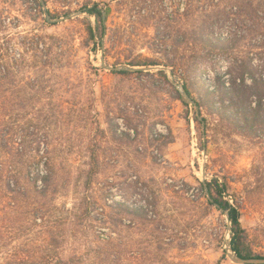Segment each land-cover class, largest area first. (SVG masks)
<instances>
[{
	"label": "rangeland",
	"instance_id": "rangeland-1",
	"mask_svg": "<svg viewBox=\"0 0 264 264\" xmlns=\"http://www.w3.org/2000/svg\"><path fill=\"white\" fill-rule=\"evenodd\" d=\"M39 1L0 0V54H6L0 63L18 69L11 59L24 62L4 88L7 108L13 122L24 107L22 123L42 127L29 139L42 140L39 169L54 178L44 221L20 216L32 213L33 203L10 209L0 224V264H237L225 248L227 215L209 204L205 190L204 181L216 178L229 184L226 199L239 205L248 243L264 256V125L242 129L220 121L211 112L223 91L208 93L219 83L213 69L226 71L249 57L262 64L264 14L256 36L250 33L257 23L247 17L246 24L213 26L241 40L228 54H209L193 32L217 7L237 9L249 0H46L56 19L79 13L61 22L48 21ZM96 3L106 35L95 45L87 26L96 28L97 18L85 7ZM43 43L53 44L48 63ZM103 54L110 65L159 64L114 73L103 68ZM174 57L204 65L166 66ZM185 83L204 95L202 119L183 103L178 85ZM26 167L20 186L40 202Z\"/></svg>",
	"mask_w": 264,
	"mask_h": 264
},
{
	"label": "trees",
	"instance_id": "trees-1",
	"mask_svg": "<svg viewBox=\"0 0 264 264\" xmlns=\"http://www.w3.org/2000/svg\"><path fill=\"white\" fill-rule=\"evenodd\" d=\"M38 3L42 6L40 1ZM99 5V3H96L93 7H85L86 11L90 15L97 18L98 24L96 28L91 23L87 26L90 38L95 45L97 44L96 37L99 36L102 40L106 35L104 10L100 8ZM244 5H239L237 9L235 8V5H225L223 8L217 7L213 14L210 16L208 15L209 18L206 21L203 20L201 27L198 28L197 32H193L192 37L193 42L203 44L202 53H206V51H208V53L211 54L212 52L220 51L223 54H228L236 48V45L241 40V37H239L237 32H230L227 36L218 35L216 31H213V26L223 27L224 24H227L230 21H240V19L242 20L240 22L246 24L244 17H247L257 23L251 27L250 34L253 36L261 34L263 27L260 25V19L263 18L262 14H264V1L257 2L249 0L248 3ZM259 26H261V28ZM199 29H201V33H199ZM185 39L186 37L184 39L176 37L174 42L183 43ZM36 44L39 48L42 43H31V47ZM43 44L45 45L40 49V53L42 56L47 57L44 62L48 63L50 60H53L54 57L52 52L53 44ZM200 57L202 58L203 56L200 55ZM4 58H6V54L1 53L0 59L4 60ZM11 62L12 64L17 65L18 69H13L11 64L4 65L0 63V87L4 90L0 95V99H3L0 100V224L7 220L10 209L16 211L23 206H31L33 203L34 206L32 213L24 212L20 216L27 217L30 215L36 220L41 218L44 221L48 216V210H46V208L49 206V202L45 200L51 192L54 173L48 170L39 169V166L43 161V157L37 161L38 156H40L42 140H40V142L38 139H29L36 136V131L42 127L34 126V129L31 130L30 126L26 127V124L22 123V120L25 117L24 114L26 113L24 107H19L16 120L14 122L12 121L13 113L11 109L7 108L6 103L8 90L4 88L8 84L9 79L15 77L19 73H22V64L24 62L18 59H11ZM156 64L159 63L146 60L132 65ZM165 65L172 66L174 68L192 69L193 67L204 64H202V61L198 59L191 61L190 63H184V57H174L173 59H168V62L165 63ZM263 66L264 61L262 64L256 65L253 62V58L249 57L248 59H242L241 62L236 60L234 65L229 67L226 71L213 69L212 71L216 75L215 79L218 80L219 83L215 91L209 90L208 93L216 95V92L222 90L224 95L220 96V105H216V108L212 110L211 114L213 116H217L220 121L232 123L242 129H247L250 126L253 127L254 124L264 125ZM114 73L118 72L114 71ZM121 73L130 74L132 72L122 71ZM160 73L165 74V71L161 70ZM226 75H228V77L225 79L224 77ZM249 78L253 80L252 83L247 82ZM184 87L190 96L197 102L200 107V113H202L201 108L204 106L203 93L196 95L192 87H190V84L185 83ZM183 103L188 105L185 102ZM198 117L197 120L199 121ZM203 120L207 122L208 127L207 119L204 118ZM25 158H27V161H25ZM26 163L27 176L25 178L28 182L34 184L35 191H37L40 198H42L40 202L38 201L39 198L37 196H33L29 200L28 190L20 186L19 170H21L23 164ZM47 164L48 161H45L44 165ZM39 182L42 184L39 185ZM208 186L211 196L214 199V202H212L208 198L209 204L212 206L219 204V210L223 209L224 212L229 211L230 213V219L232 222V245L234 250L243 258L264 257L263 255L256 254L251 245L248 243L247 230L242 224L239 205H234L226 199L229 184L226 181L221 183L220 180L216 178L213 181L208 182ZM3 237L6 238L5 235H3ZM4 244L6 245V242ZM90 250L93 251V249L89 248L87 253H89ZM96 253L97 252H95V254ZM105 254L106 253H101L100 251L98 258L102 259ZM78 260L81 262L82 257ZM10 261L6 264H10ZM71 261L76 262V259L72 258Z\"/></svg>",
	"mask_w": 264,
	"mask_h": 264
},
{
	"label": "water",
	"instance_id": "water-1",
	"mask_svg": "<svg viewBox=\"0 0 264 264\" xmlns=\"http://www.w3.org/2000/svg\"><path fill=\"white\" fill-rule=\"evenodd\" d=\"M40 2L43 6L44 13H45L46 17H47L48 21H50V22H61V21H64L66 19H69L70 17H74V16L79 14V13H75V14L69 15V16L64 17V18L56 19L49 12L47 1L46 0H40ZM104 16H105V13H104ZM101 60H102L103 68L110 70V71H117V72H119V71H133V72H135V71H143V70L149 71V70H152L154 68L152 66H133L130 64L110 65L109 63H107L104 54L101 57ZM162 69H168V68L162 67ZM172 81H173V83L177 84V82L174 79ZM178 88L181 91L183 101L185 103L190 104L191 106L195 107L197 110V114H198L199 118L202 119L201 113H200V107L197 104V102L190 96V94L187 92V90L184 86L178 85ZM203 124L205 126L204 121H203ZM206 173H207V168H206V163H205L203 166V176L204 177L206 176ZM204 185H205L206 194H207L209 200L214 202V199L212 198L210 190H209L208 182L204 181ZM216 207L220 208V205L216 204ZM222 211H224V210L222 209ZM225 213H226L227 218L229 220V234H230V237H229V239H227L226 246H225L228 256L237 264H264V257L243 258V257L239 256L238 253L234 250L233 245H232V236H231L232 222L230 219V213H229V211H225Z\"/></svg>",
	"mask_w": 264,
	"mask_h": 264
}]
</instances>
